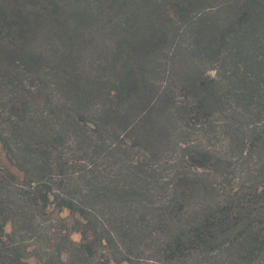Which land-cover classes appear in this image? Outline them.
Listing matches in <instances>:
<instances>
[{
	"label": "trees",
	"instance_id": "trees-1",
	"mask_svg": "<svg viewBox=\"0 0 264 264\" xmlns=\"http://www.w3.org/2000/svg\"><path fill=\"white\" fill-rule=\"evenodd\" d=\"M0 156V264H264V0H0Z\"/></svg>",
	"mask_w": 264,
	"mask_h": 264
},
{
	"label": "rangeland",
	"instance_id": "rangeland-1",
	"mask_svg": "<svg viewBox=\"0 0 264 264\" xmlns=\"http://www.w3.org/2000/svg\"><path fill=\"white\" fill-rule=\"evenodd\" d=\"M0 164H4V159L0 156ZM30 261L32 262L33 260L30 259Z\"/></svg>",
	"mask_w": 264,
	"mask_h": 264
}]
</instances>
